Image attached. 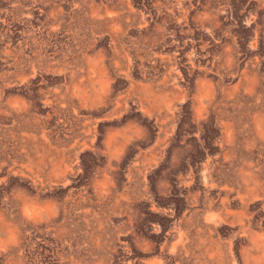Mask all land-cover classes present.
Wrapping results in <instances>:
<instances>
[{
	"label": "rangeland",
	"instance_id": "1",
	"mask_svg": "<svg viewBox=\"0 0 264 264\" xmlns=\"http://www.w3.org/2000/svg\"><path fill=\"white\" fill-rule=\"evenodd\" d=\"M0 264H264V0H0Z\"/></svg>",
	"mask_w": 264,
	"mask_h": 264
},
{
	"label": "crops",
	"instance_id": "2",
	"mask_svg": "<svg viewBox=\"0 0 264 264\" xmlns=\"http://www.w3.org/2000/svg\"><path fill=\"white\" fill-rule=\"evenodd\" d=\"M189 76H190V71H189ZM159 77H160V79L161 78L163 79L162 75L159 76ZM178 81H179V70H177L175 72V78H172V84H168V83L165 84V81H163L162 84L165 86L164 88H166L168 86L169 87H173V86H177ZM198 82H199V79H195L192 82V85H197ZM146 87H149V85H143V88H146ZM175 91H176L177 95L171 97L170 94L174 93V89H171L169 91L165 90V93H162V95H163L162 98H163V100H165V102H163V103H167V102H169L171 100L172 101H177L178 98H179V90L176 89ZM169 108H172V107L169 106ZM152 113H155V112H152ZM180 114H181V112H180ZM180 114H179V117H180ZM174 117H175L174 114L167 113L166 116L163 118V124H165L167 122V125L162 130L163 134H165L166 132H173L174 131L173 130L174 129L173 125H171V124H176L177 118H174ZM179 117H178V120H179ZM158 118L160 119L161 117L158 116ZM196 118H199L198 115L196 116ZM160 126L163 127L161 124H160ZM196 143L199 144L198 141H196ZM198 148H199V146H198ZM160 159L161 158H157L158 163H159ZM181 162H183L184 166L187 167L188 162L185 160V158L182 159V160H180V159L176 160V164H179ZM159 164H161V163H159ZM171 165H173V164H171ZM199 165L200 164L197 165V169L196 170H194L193 168H192V170H191V168H187L186 170H184L182 172H178L179 174H175L174 178H175L176 186L172 185V188H176V191L179 190V195L176 196V197L182 198L180 193L183 192L184 190H186V192L189 193V194L187 193V196H186L188 199H192L194 197L193 194H195V196H199V197H201V195L204 194V192H205L204 189L208 188V185H207L208 178L209 177L214 178V177H213L212 172L210 171V166H205V165L204 166H201V165L199 166ZM159 166L160 165H158V164H154L152 166V171L156 172L157 169L159 168ZM170 182L174 183L173 181H170ZM169 187H167V189ZM213 188H215V186ZM191 193H193V194H191ZM179 246H185V243L184 242H180Z\"/></svg>",
	"mask_w": 264,
	"mask_h": 264
}]
</instances>
